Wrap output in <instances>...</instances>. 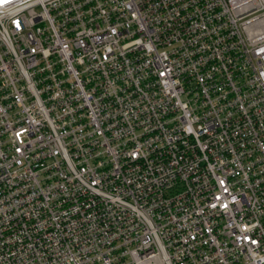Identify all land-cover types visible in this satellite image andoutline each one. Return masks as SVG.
Listing matches in <instances>:
<instances>
[{
	"label": "built area",
	"instance_id": "built-area-1",
	"mask_svg": "<svg viewBox=\"0 0 264 264\" xmlns=\"http://www.w3.org/2000/svg\"><path fill=\"white\" fill-rule=\"evenodd\" d=\"M0 264H264V0H0Z\"/></svg>",
	"mask_w": 264,
	"mask_h": 264
}]
</instances>
